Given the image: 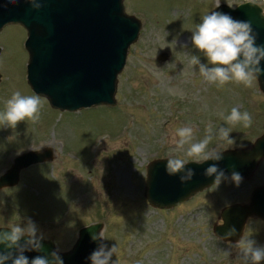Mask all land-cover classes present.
Masks as SVG:
<instances>
[{
	"label": "rangeland",
	"instance_id": "rangeland-1",
	"mask_svg": "<svg viewBox=\"0 0 264 264\" xmlns=\"http://www.w3.org/2000/svg\"><path fill=\"white\" fill-rule=\"evenodd\" d=\"M245 1L124 0L126 13L143 27L118 78L117 105L60 112L42 98L39 121L0 126V177L28 151L50 149L55 155L51 162L22 170L17 186L0 190V227L31 219L45 240L65 253L81 229L101 223L103 244L118 248L113 264H240L236 243L217 238L214 226L222 222L227 202L247 205L253 191L264 187V160L239 186H214L170 210L149 205L145 184L154 159L182 155L175 151L179 127L191 125L199 141L209 123L228 126L220 114L238 107L251 114L252 126L232 128L235 146L213 140L209 147L249 148L264 134V94L258 83L217 87L189 64L190 55L207 64L191 43L201 18L219 2L236 7ZM26 39L20 26L0 32V112L15 91L35 94L27 80ZM163 53L169 56L165 62L159 59ZM246 224L243 236L264 247V220L250 218Z\"/></svg>",
	"mask_w": 264,
	"mask_h": 264
},
{
	"label": "water",
	"instance_id": "water-1",
	"mask_svg": "<svg viewBox=\"0 0 264 264\" xmlns=\"http://www.w3.org/2000/svg\"><path fill=\"white\" fill-rule=\"evenodd\" d=\"M214 11L250 21L257 34V44H264V16L261 15L264 10L258 4L248 2L236 8L221 4ZM9 25H21L27 31L28 84L54 109L78 112L116 106L118 77L142 29V22L126 13L124 0H43L39 10H34L24 0L17 3L0 0V32ZM168 59V54L160 56L162 62ZM261 68L264 69V61ZM258 84L264 94V75L258 78ZM223 157L220 162L208 161L202 165L190 162L186 167L195 175L185 184L180 183L179 175L167 174V159L151 162L147 167L146 199L159 209H172L189 201L213 186L215 177L204 175L212 163H217L229 177L222 182L230 181L233 171L238 172L242 180L251 179L264 160V134L249 148L223 151ZM54 159L50 149L18 156L12 168L1 176L0 190L17 186L22 170ZM221 216L224 225L215 226L216 236L223 239L227 230L234 227L236 234L223 240L237 243L249 218L264 220V187L253 192L249 205L226 208ZM103 228L100 223L82 229L73 249L60 253L64 264H91L89 257L103 243L91 237ZM43 246L45 253L57 249L53 241L44 240ZM41 254L44 253L25 252L29 260Z\"/></svg>",
	"mask_w": 264,
	"mask_h": 264
},
{
	"label": "clouds",
	"instance_id": "clouds-1",
	"mask_svg": "<svg viewBox=\"0 0 264 264\" xmlns=\"http://www.w3.org/2000/svg\"><path fill=\"white\" fill-rule=\"evenodd\" d=\"M17 3L18 0H10ZM34 10L42 7L43 0H24ZM220 5L217 4V8ZM264 16V12H261ZM201 23L195 25L192 31L191 43L207 60V64L201 63L200 56L190 55L189 64L198 67L200 76L217 87H224L229 83L243 85L252 88L258 83V78L264 75L261 62L264 61V44H257V34L254 32L252 23L245 20H237L227 13L213 11L201 18ZM43 99L38 94L22 95L15 91L11 98L6 101L5 110L0 112V126L15 128L22 121L30 120L33 123L41 118ZM228 126L214 128L208 124L204 138L196 141L195 129L191 125L176 129L175 151L182 155H169L166 163V172L169 176H180V183L190 182L195 172L186 166L193 161L202 165L208 161L220 162L224 159L223 152L210 148L213 140L227 145H236L235 139L230 138L232 128L240 125L250 128L253 124L249 112H241L238 107H233L230 114H220ZM243 148L244 145H239ZM206 176H214L213 186L218 187L223 180L228 179L223 169L217 163L210 164L204 171ZM230 179L237 186L242 182V176L233 171ZM96 225V224H95ZM224 225V224H223ZM93 226V225H92ZM8 230H0V264H64L57 248L45 253L43 241L44 234L31 220H21L5 227ZM104 228L99 233H93V241H102L105 238ZM236 234V229L230 227L224 234L223 239H228ZM242 259L240 264H261L264 261V247L256 245V241L244 236L236 243ZM35 251L44 253L33 259L25 255V252ZM118 252L117 245L111 249L103 243L89 257L91 264H113L112 257ZM225 256L230 253L224 252ZM116 264V262H115Z\"/></svg>",
	"mask_w": 264,
	"mask_h": 264
},
{
	"label": "flooded vegetation",
	"instance_id": "flooded-vegetation-1",
	"mask_svg": "<svg viewBox=\"0 0 264 264\" xmlns=\"http://www.w3.org/2000/svg\"><path fill=\"white\" fill-rule=\"evenodd\" d=\"M251 1H253V0H251ZM259 1H262V3H264V0H259ZM245 2H248V0L247 1H245ZM245 2H243V3H245ZM253 2H255V3H258L257 1H253ZM263 9H264V6H262L260 3H258ZM228 182H232V181H228ZM242 182H243V180H242ZM224 183H227V182H224ZM221 184H223V183H221ZM214 187V186H213ZM235 204H241V203H239L238 201L236 202H233V203H230V204H228V202H227V204L223 207V209H225L226 207H229V206H231V205H235ZM222 209V210H223Z\"/></svg>",
	"mask_w": 264,
	"mask_h": 264
}]
</instances>
